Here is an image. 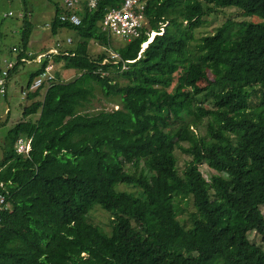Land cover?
<instances>
[{
  "label": "trees",
  "instance_id": "trees-1",
  "mask_svg": "<svg viewBox=\"0 0 264 264\" xmlns=\"http://www.w3.org/2000/svg\"><path fill=\"white\" fill-rule=\"evenodd\" d=\"M114 4L76 10L78 26L55 4L51 33L73 31L76 44L31 70L24 119L6 138L0 264H264V249L247 236L253 230L264 242V24L233 29L226 20L200 41L194 36L203 17L222 8L264 19V0H149L147 28L115 48L116 63L89 52L93 39L110 45L98 21ZM22 20L7 79L36 59L33 23L26 13ZM151 31L160 33L142 52ZM53 61L77 76L66 82L55 72L27 90ZM180 72L181 86L166 90ZM96 89L117 107L86 111ZM22 136L32 138L29 156L14 150ZM176 148L191 157L181 170ZM203 163L215 172L209 181ZM180 201L195 207L189 227ZM96 205L113 215L109 233L92 221Z\"/></svg>",
  "mask_w": 264,
  "mask_h": 264
},
{
  "label": "rangeland",
  "instance_id": "rangeland-1",
  "mask_svg": "<svg viewBox=\"0 0 264 264\" xmlns=\"http://www.w3.org/2000/svg\"><path fill=\"white\" fill-rule=\"evenodd\" d=\"M55 4H58V6L62 7V0H0V64H2L3 58L7 57L9 54L11 48L13 45H20L19 35L17 32H20L22 30V16H19L20 14H25V10H29L34 16L31 18V20L35 21V27L32 30L31 33V40L30 43V50L34 51L35 54L42 52L45 48H48L50 46L61 48L57 45L58 42L62 43L64 46L61 51H67L68 48L72 46V44L67 43V37L73 38L75 40V33L73 31H69L68 29H64L61 34H49L48 37L44 38V35L37 34L36 35V29H38V26H41L45 23L47 25H50V21L53 17V14L55 12ZM11 11L13 14L6 17L7 13ZM204 23L200 25L198 28L194 30V36L196 38V42L201 40V37L212 34L217 27L222 25L223 22L226 20H231L233 22V29H236L238 27V23L242 21H249L252 23H259L264 24V19L255 15H247L243 14L240 10L233 7H227L222 8V10H215L214 12H210L209 14L205 15L204 17ZM34 24V23H33ZM38 25V26H37ZM46 26V25H45ZM46 26V27H48ZM49 32V30H48ZM152 38V34L150 35V39ZM126 41L118 38L116 36H111V43L109 46L101 44L99 41L93 39L89 43V52L92 56L98 57L99 55L105 54L107 57H111V53L115 51V48L124 47L126 45ZM75 46L73 47V49ZM71 49V48H70ZM37 59V58H36ZM53 72H60L61 80L69 82L73 80L77 76V71L71 70L68 71L64 68V65L62 62L56 63L53 61ZM37 63L33 62L29 65L23 66L24 72H29L31 69L35 67ZM185 78L183 73H177L176 77L172 80L169 87L166 89L168 91L175 90L176 87L181 86L183 83V79ZM207 83L205 81L199 82V86L202 89H205ZM8 90L6 98H0V114L3 113L2 107L5 106L8 103H11L12 106L16 102L23 103L24 101L19 100L21 94V91L19 92L16 90ZM25 97V96H24ZM23 97V99H25ZM29 101L27 100V97L25 99V105H27ZM259 104V94L252 95L250 99V108L249 110H253L257 107ZM20 106L23 105L20 104ZM117 106L113 101H109L106 99L102 93L99 91V89H96L95 91V97L91 100L90 104L88 105L86 111L90 113H97L100 110H111L113 108H116ZM18 105L17 110L15 111L16 114L15 117L19 114L22 115V112L19 111ZM14 126V123L10 121L8 124L3 125L0 127V138L2 134H7L12 127ZM8 135V134H7ZM3 147L4 144L0 145V161L2 160L3 156ZM183 150L180 148H176L175 156L178 159V168L181 170L187 161L191 159V157L187 154H184L182 152ZM200 171L206 181H209V178L213 172L210 170L207 166V164L203 163L200 165ZM117 188H120L122 190H129L133 191L131 187H128L126 185H120ZM179 208H181L182 212L179 215V219L181 221V224L185 225L186 227H189L191 222V214L195 212V207L193 205L192 201L185 202L180 201ZM261 210L264 213V205L261 206ZM113 215L108 212L107 210L101 208L99 205H96L94 207V210H92L91 218L92 221L100 226L104 231L107 233L111 230V221H112ZM248 238L254 242L257 245H260L264 249V242L261 241V238L259 234H257L255 231L251 230L247 233Z\"/></svg>",
  "mask_w": 264,
  "mask_h": 264
},
{
  "label": "built area",
  "instance_id": "built-area-1",
  "mask_svg": "<svg viewBox=\"0 0 264 264\" xmlns=\"http://www.w3.org/2000/svg\"><path fill=\"white\" fill-rule=\"evenodd\" d=\"M103 0H62V6L64 12L60 15L62 20H68L74 26H78L81 22L80 16L75 14L78 9H86L87 11H93ZM114 5L104 7L102 18L98 21V25L101 30L106 32L110 37L116 36L131 42L136 38H140L143 34L144 29L147 28L148 19L146 17V8L149 6V0H114ZM69 13V14H68ZM9 11L6 15H12ZM19 16H22L20 14ZM160 32L151 31L149 34V41L142 45V51L151 42L150 35L154 36ZM71 42V40H69ZM60 46V43H58ZM58 52L57 50H55ZM111 58L116 63L121 59L118 52L113 51ZM109 59L106 58L104 62ZM16 64V60L7 59L5 60V66L0 69V97L5 94V87L7 83V76L10 70ZM125 68V65H124ZM54 66L50 64L46 67V70L38 75L27 90H36L37 88L47 85L54 80ZM26 90L23 89V95H26ZM32 147V138L22 136L18 139L14 146V150L17 154L29 156ZM3 186V184H1ZM8 204L5 196H0V214L7 209Z\"/></svg>",
  "mask_w": 264,
  "mask_h": 264
},
{
  "label": "crops",
  "instance_id": "crops-1",
  "mask_svg": "<svg viewBox=\"0 0 264 264\" xmlns=\"http://www.w3.org/2000/svg\"><path fill=\"white\" fill-rule=\"evenodd\" d=\"M25 12H26V14H27V16H28V20L31 22V23H34L33 24V27H32V30H33V28L35 27V21L34 20H31V18L34 16L29 10H25ZM22 22H23V20H22ZM48 26L47 25V23H45V24H43V25H41V26H38L39 28L38 29H36V35L37 34H40V35H44V38H46V37H48L49 36V34H52L51 33V31H50V25L48 26V27H46V26ZM22 26H23V23H22ZM36 28V27H35ZM65 28H62V29H60V30H58V32H57V34L59 35V34H61L62 33V31L64 30ZM32 30H31V33H32ZM48 30H49V32H48ZM66 30V29H65ZM18 33V35H19V40H20V33H21V31L20 32H17ZM53 35V34H52ZM30 36H31V34H30ZM67 39V43L68 44H72V46L71 47H69L68 49L69 50H67V51H61V50H63L62 48L64 47L63 45H62V43H60V42H58V43H60V46L59 47H61V48H57V51L59 50L60 51V53L61 52H72V51H74V49H73V47L75 46V44H76V39L74 40L73 38H66ZM30 40V43L32 42V40H31V38L29 39ZM69 40H71V42H69ZM20 43H21V41H20ZM19 43V44H20ZM58 43H57V45H58ZM30 45V44H29ZM15 46H18V45H13V47H15ZM12 47V48H13ZM12 48H11V50H12ZM71 48V49H70ZM56 49V47H52V46H50V47H48V48H45L42 52H39V53H37V54H35L34 53V51H31V50H29V53L30 54H32V55H34V56H36V58L37 59H34V60H32V61H29L28 60V62L27 63H24V64H21L20 66H19V68L13 73V74H11L9 77H8V79H7V83H6V87H5V92H7L9 89L10 90H13V94H15L14 93V91H18L19 92V90L21 91V96H20V98H19V100H21V101H24L23 103H21V102H16L13 106H12V104L11 103H8V104H6L5 106H3L2 107V111L1 112H3V113H1L0 114V127H2L3 125H5V124H8L10 121H12V123H16V122H18V121H20V120H22V119H24V117L23 116H21V114H19V115H17L16 117L14 116L15 114H16V110H17V105H18V108H19V110L17 111V112H19V111H21L22 112V106H20V104L21 105H23L24 106V104H25V99H23V97L25 96L26 97V95H23V89H24V86H26V84H27V82H28V80H29V75H30V72H31V70L29 71V72H24L23 71V66L24 65H29V64H32L33 62H36V63H39L40 61H41V59L44 57V56H46V55H50V54H59V53H57L56 51H54ZM11 56V53L9 52V54L7 55V57H4L3 58V61H2V64H0V66H3L4 65V62H5V60H7V59H9V58H11L10 57ZM52 58V57H51ZM53 59V58H52ZM60 62H62V61H60ZM60 62H56V63H60ZM63 63V62H62ZM52 64H54V63H52ZM35 66H38V64H36ZM35 68V67H34ZM33 68V69H34ZM68 71H71V70H68ZM16 95V94H15ZM7 96V95H6ZM24 97V98H25ZM0 98H3V97H0ZM6 98V97H5ZM22 115H23V112H22ZM9 133V132H8ZM7 133V134H8ZM5 135V134H2L1 135V138H0V145L2 146L3 144H5V142H6V138H7V136L8 135Z\"/></svg>",
  "mask_w": 264,
  "mask_h": 264
},
{
  "label": "clouds",
  "instance_id": "clouds-1",
  "mask_svg": "<svg viewBox=\"0 0 264 264\" xmlns=\"http://www.w3.org/2000/svg\"><path fill=\"white\" fill-rule=\"evenodd\" d=\"M154 36H155V35H154ZM154 36H152V38H151L152 40H153V37H154ZM152 40H151V41H152ZM150 43H151V42H150ZM150 43H149V44H150ZM149 44H148V45H149ZM148 45L146 46V48H145V49H147ZM145 49H144V50H145ZM55 50H57V48H56ZM55 50H54V51H55ZM142 52H143V51H142ZM57 53H60V51L58 50V52H57Z\"/></svg>",
  "mask_w": 264,
  "mask_h": 264
},
{
  "label": "bare ground",
  "instance_id": "bare-ground-1",
  "mask_svg": "<svg viewBox=\"0 0 264 264\" xmlns=\"http://www.w3.org/2000/svg\"><path fill=\"white\" fill-rule=\"evenodd\" d=\"M152 40V39H151Z\"/></svg>",
  "mask_w": 264,
  "mask_h": 264
}]
</instances>
